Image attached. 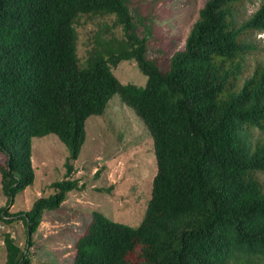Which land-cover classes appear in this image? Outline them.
Here are the masks:
<instances>
[{
  "label": "trees",
  "instance_id": "trees-1",
  "mask_svg": "<svg viewBox=\"0 0 264 264\" xmlns=\"http://www.w3.org/2000/svg\"><path fill=\"white\" fill-rule=\"evenodd\" d=\"M132 0H0V222L24 225L26 247L5 233L3 264H30L27 248L43 215L83 185L71 174L85 141V121L118 94L147 127L156 171L137 227L99 212L73 245L72 264H264V63L238 86L245 35L264 33V3L236 24L233 4L207 0L181 50L162 70L146 57L145 20ZM114 16L92 38L83 65L75 25ZM120 27L121 35L114 33ZM146 35V34H145ZM133 61L144 86L122 84L113 69ZM55 135L66 146L65 178L27 211L10 213L34 182L31 140Z\"/></svg>",
  "mask_w": 264,
  "mask_h": 264
},
{
  "label": "rangeland",
  "instance_id": "rangeland-1",
  "mask_svg": "<svg viewBox=\"0 0 264 264\" xmlns=\"http://www.w3.org/2000/svg\"><path fill=\"white\" fill-rule=\"evenodd\" d=\"M207 0H132L130 10L145 20L137 33L147 39L146 57L167 69L168 59L181 50L187 33L195 22L198 11ZM264 0H239L233 4V18L238 25L245 21ZM114 16L82 17L77 32V56L83 65L92 38L101 25H112ZM114 33L121 35L120 27ZM146 34V35H145ZM251 49L243 56L238 86L248 78L257 63H264V33L249 32L245 35ZM114 76L122 84L144 86L146 77L133 61H122L113 69ZM257 139L264 140V131L251 129L246 137L253 145ZM34 182L18 193L10 213L27 211L32 202L48 196V185L65 178L64 163L68 150L55 135L31 140ZM0 153V165L4 164ZM73 179L83 185L80 191L67 194L57 210L43 215L37 231L31 236L32 245L27 248L30 264H72L73 245L84 232L94 212L103 214L111 221L137 227L144 217L151 194V183L156 171L153 143L150 133L133 110L114 94L103 114L89 116L85 121V141L77 160L72 161ZM6 197L0 189V207ZM8 233L20 248L26 247V232L21 221L11 224L0 222V264L5 261L3 236Z\"/></svg>",
  "mask_w": 264,
  "mask_h": 264
},
{
  "label": "water",
  "instance_id": "water-1",
  "mask_svg": "<svg viewBox=\"0 0 264 264\" xmlns=\"http://www.w3.org/2000/svg\"><path fill=\"white\" fill-rule=\"evenodd\" d=\"M11 242H13V239L11 238Z\"/></svg>",
  "mask_w": 264,
  "mask_h": 264
}]
</instances>
